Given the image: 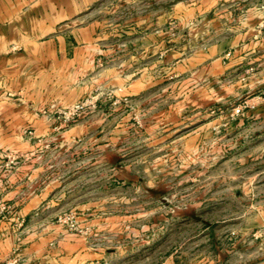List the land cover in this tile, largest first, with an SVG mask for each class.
Listing matches in <instances>:
<instances>
[{"label":"rangeland","instance_id":"374dc122","mask_svg":"<svg viewBox=\"0 0 264 264\" xmlns=\"http://www.w3.org/2000/svg\"><path fill=\"white\" fill-rule=\"evenodd\" d=\"M102 1L119 20L142 3L163 16L181 74L167 64L164 90L136 95L97 75L41 110L48 133L0 137V264H264V0ZM27 163L52 169L28 218L4 179Z\"/></svg>","mask_w":264,"mask_h":264},{"label":"crops","instance_id":"0c3cea01","mask_svg":"<svg viewBox=\"0 0 264 264\" xmlns=\"http://www.w3.org/2000/svg\"><path fill=\"white\" fill-rule=\"evenodd\" d=\"M243 1L249 10L258 3ZM116 7L102 0H0V137L23 138L26 128L39 135L48 133L54 121L42 116L41 110L70 104L72 98L91 90L95 83L91 79L97 75L108 72L123 81L131 95L164 90L167 69L172 70L167 64L175 65L174 77L180 76L176 70L181 54L167 50L163 16L151 19L149 6L144 9L142 3L140 15L119 20L107 14ZM127 7L134 10L135 4L127 3ZM256 17L259 20L261 14L254 13L253 26ZM206 61L224 64L214 54H207ZM11 90L21 97L9 98ZM258 107H264V101ZM89 124L80 126L82 135L91 132ZM96 167L69 166L67 180H77L83 171ZM51 170L47 165L27 163L4 176L11 188L8 195L20 204L25 217L32 215V204L39 198L32 188L45 181ZM176 262L175 257L167 261Z\"/></svg>","mask_w":264,"mask_h":264}]
</instances>
